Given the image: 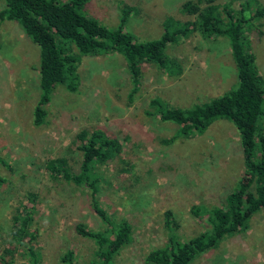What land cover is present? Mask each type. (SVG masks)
<instances>
[{
  "label": "rangeland",
  "instance_id": "1",
  "mask_svg": "<svg viewBox=\"0 0 264 264\" xmlns=\"http://www.w3.org/2000/svg\"><path fill=\"white\" fill-rule=\"evenodd\" d=\"M183 1L88 0L83 11L114 29L122 8L129 6L122 29L144 41L159 37L167 17L192 19L179 12ZM216 1L233 12L247 1L246 17L256 5L264 6V0ZM3 6L0 0V10ZM253 22L260 33H248L249 47L264 80V17ZM164 54L175 59L181 71L169 75L153 64H143L130 99L131 83L119 53L81 55L75 92L56 87L43 123L35 126L38 47L16 22L0 18V177L4 180L0 184V257L4 249L13 248L0 264H32L26 250L30 244L37 264H68L61 261L67 249L72 252L71 264H85L93 257L94 241L74 231L77 222L93 230L106 227L90 204L88 189L51 177L44 168L45 160L64 155L82 128L104 129L120 143V161L98 169L96 195L107 215L132 222V241L118 249L112 264H143L144 256L165 242L168 230L162 214L166 209L178 222L179 239L196 234L201 223L190 217L189 207L221 206L236 187L243 164L231 122L215 119L201 133L182 136L175 123L144 114L151 97L186 108L233 87L236 75L227 39H201L190 33L168 44ZM261 124L264 131V118ZM64 156L74 165L79 154L72 150ZM31 192L36 195L34 204L28 199ZM31 205L30 235L16 244L10 234L12 217H22ZM189 264H264V206L251 214L244 231L225 235Z\"/></svg>",
  "mask_w": 264,
  "mask_h": 264
},
{
  "label": "trees",
  "instance_id": "2",
  "mask_svg": "<svg viewBox=\"0 0 264 264\" xmlns=\"http://www.w3.org/2000/svg\"><path fill=\"white\" fill-rule=\"evenodd\" d=\"M0 18L16 22L22 32L38 47V98L32 111V124L43 123L46 105L52 91L62 87L75 92L78 80L76 67L81 55H99L117 52L125 62L131 88L128 99L137 89L141 68L145 63L155 65L159 70L172 75L179 73L175 59L164 54L168 44L177 42L190 33H197L201 39H227L229 54L235 68V85L208 101L186 108L171 107L151 97L144 114L171 121L176 124L182 136L201 133L215 119H225L234 126L241 149L243 173L236 187L223 199L221 206L202 207L193 204L188 214L201 223V230L181 240L175 229L178 222L170 209L163 211L165 242L150 250L143 258V264H189L212 249L225 236L244 231L252 213L264 206V80L258 73L254 55L250 51L248 33H260L254 20L264 17V6L256 5L248 17L244 16L249 3L243 2L236 11L216 0H186L180 4L179 12L192 16L180 21L167 17L161 23L158 38L138 41L122 25L130 11L122 8L119 23L109 29L95 18L84 13L88 0H2ZM256 2V1H255ZM249 10V9H248ZM166 142V140H163ZM75 151L78 158L70 165L64 155ZM118 139L104 129H80L74 134L70 148L64 155L44 162L48 174L60 176L66 183L89 191L90 204L106 227L93 230L77 222L76 234L94 241L93 257L85 264H112V256L118 249L132 241V222L125 218L109 216L98 206L100 174L98 169L119 159ZM1 161V158H0ZM120 161V159H119ZM98 167V168H97ZM4 180L0 177V184ZM34 193L28 199L35 203ZM22 217H12L11 237L16 244L23 236H29L28 224L31 205ZM11 249H4L0 259L4 260ZM26 250L37 264V253L30 245ZM71 250H65L61 261L71 264Z\"/></svg>",
  "mask_w": 264,
  "mask_h": 264
}]
</instances>
